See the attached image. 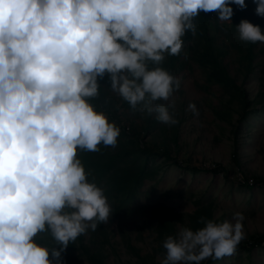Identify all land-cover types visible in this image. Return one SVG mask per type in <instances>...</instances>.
<instances>
[{
  "label": "clouds",
  "instance_id": "clouds-1",
  "mask_svg": "<svg viewBox=\"0 0 264 264\" xmlns=\"http://www.w3.org/2000/svg\"><path fill=\"white\" fill-rule=\"evenodd\" d=\"M264 17V0H253ZM245 0H0V264H60L70 241L107 223L105 189L89 180L77 150L117 145L120 128L89 102L98 79L134 113L178 123L167 101L180 79L159 65L178 56L200 12L231 22ZM244 42L264 43L259 25L242 19ZM151 62L154 67H149ZM188 109L198 115L196 106ZM232 220L200 217L197 229L167 235L159 264H201L232 256L245 239ZM49 232L57 245L35 238ZM51 255V259H50Z\"/></svg>",
  "mask_w": 264,
  "mask_h": 264
},
{
  "label": "rangeland",
  "instance_id": "rangeland-1",
  "mask_svg": "<svg viewBox=\"0 0 264 264\" xmlns=\"http://www.w3.org/2000/svg\"><path fill=\"white\" fill-rule=\"evenodd\" d=\"M205 34L212 39L210 50L208 47L200 48L199 44L195 46L196 35L183 40V48L178 56H174L171 70V74L180 79L179 89L169 100L157 101L174 112L177 124L169 126L159 122L155 114L141 116L134 113L127 102L111 90L110 80L105 76L98 79L99 96L89 99L96 110L103 111L109 121L120 128L116 147L101 144L95 155L104 157L122 147L126 154L121 161H116V165L128 168L143 165L145 171L150 169L152 172L150 175L142 173L139 181L127 191L116 195L105 191L111 207L109 220L100 222L95 231L89 229L82 240L90 242L85 243L88 252L104 255L105 264H118L127 258L137 260L134 249L143 257L153 255L158 262L163 258L165 252L152 250V246L156 248L160 243L154 238L156 231L153 226L157 217L128 213L139 205L164 204L185 215L193 212L199 204L208 202L214 219L232 220L233 213L241 212L245 217L246 236L264 233V183L254 182L249 186L241 183L249 176L264 177V106H261L264 100V52L258 50L260 42H256L249 72L241 80L247 69L237 58L239 49L236 51L235 46L246 42L238 38L237 30L231 29L229 21H220L216 17ZM211 53L219 57L228 74L235 75L236 84L244 86L245 95L249 98L251 111L239 124H235V119L241 98L231 85L212 77L213 66L203 58ZM149 67L154 65L150 62ZM189 103L195 104L198 115L188 109ZM225 112L229 120L221 117ZM144 125L139 137L140 146L145 147L143 149L132 139L130 126L140 130ZM87 156L83 150H77V157L86 172H91L89 180L94 179L98 186L105 188L109 178L107 172L93 177ZM174 158L181 162V166L173 163ZM214 163L223 168L218 171L193 169V166H213ZM183 219L184 223L173 225V234L169 231L166 234L174 235L180 226H186L189 218L183 216ZM35 240L60 250L49 232L38 234ZM73 242V248L67 247L61 252L60 264H88L89 260L77 247V239ZM201 264H264V243L249 249H237L232 256L202 261Z\"/></svg>",
  "mask_w": 264,
  "mask_h": 264
},
{
  "label": "trees",
  "instance_id": "trees-1",
  "mask_svg": "<svg viewBox=\"0 0 264 264\" xmlns=\"http://www.w3.org/2000/svg\"><path fill=\"white\" fill-rule=\"evenodd\" d=\"M245 4L247 7L245 9H239L236 5H231L233 8V16L231 17L230 27L231 29L236 30V26L239 24V22L242 19H246L249 22H251L254 25H259L262 32H264V17H260L255 14V8L256 4L253 3V0H245ZM217 13L215 12H200L197 17L194 18L193 23L196 25V33L197 36L196 40L194 41L195 46L198 44L200 45V48L205 47L210 50L213 45L210 43L211 36L209 34H205L206 29L209 28L214 20L216 19ZM254 19V20H253ZM192 38V33L190 31H186L184 37H182V40H187ZM218 46V45H217ZM254 46H256L255 43H239L236 44V51L239 49V55L237 58H239L242 62H244V65L247 69V72L242 73L241 80H243L250 69L252 57L255 55ZM258 50H263L264 52V43H259ZM221 47V46H219ZM198 50L199 48L196 47ZM206 60L209 61V63L213 66V69L211 70V75L214 79H216L218 82H226L229 85H231L233 88H235L236 93L241 98V107L240 109H237V116L235 119V124H239V122L245 117V115L251 111L249 108V98L245 95V88L244 86L239 87L238 84L235 82V75H231L227 73V70L223 67V64H221L219 57L213 53L207 54L206 56H203ZM173 60L174 56L168 55L166 53V56L164 60L159 65L160 67L166 69L171 73V70L173 69ZM150 64V62H149ZM263 71H264V64H263ZM107 79H109L108 74L105 75ZM264 81V80H263ZM261 106H264V100L261 102ZM108 111H110L107 108ZM221 117L229 120V116L227 112L221 114ZM124 125L121 124V129H123ZM145 128L144 126H141L140 130H135L130 126V133L132 136V139L136 141V143L140 146L139 137H140V131ZM141 148H145L143 145L140 146ZM165 153V150L163 148L162 150ZM85 155L88 157L87 162L91 165L92 168V176L93 177H99L103 176L105 172H107L109 178L107 179L106 187L104 188L105 191H112L114 195L116 193H121L122 191H127L128 189H131L133 187V184L138 182L141 178L142 173L148 172L150 175L152 172L150 169L144 170L143 165H138L133 168H128L121 165H116V161H121L122 156L126 154V150L122 147L117 148L116 150L112 152H108L106 156L104 157H98L97 154L95 155V152L84 151ZM90 155V156H89ZM98 158L97 161H93L94 158ZM233 159H235L233 155ZM236 162V160H234ZM173 163L177 166H181V162L177 159H173ZM220 168H223L219 163H214L213 166H207V165H197L193 166V169H202V170H210V171H218ZM253 179V182H261L264 183V177L261 175H253L251 176ZM244 178L241 180V183L243 185L249 186ZM129 214H133L135 216H142L144 214L149 215L150 217L156 216V220L154 222L153 229L156 231V236L154 238L160 240V243L156 245V248L152 246V250H156V252L161 251V253L165 252V249L162 247V242L164 238L166 237V233L169 231L170 233H174L173 231V225L177 222L184 223L183 216H188L189 220L186 221L187 227H190L192 229H197L201 227V225L198 223V220L200 217H207L209 219H214V217L211 214V208L208 202L199 204L196 209L193 212L182 214L178 211H173L172 208L164 205V204H145V205H139L137 207L132 208L128 212ZM99 223H97V226H99ZM91 230V229H90ZM92 231V230H91ZM83 235L77 237L78 248L81 250L83 254H85L86 258L89 260L88 264H105L103 262L104 255L101 254L97 256L96 252H88L86 244L90 242H82ZM74 242L70 241L69 245L67 247L73 248ZM264 243V233H256V234H249L248 236L243 239L240 244L237 246V249H249L254 245ZM136 257H138L137 260H130V258H127L125 261L118 263V264H159L158 261L154 259V256H140V254L137 252V249L133 250ZM206 262L212 261V259L205 260ZM71 264V263H68Z\"/></svg>",
  "mask_w": 264,
  "mask_h": 264
},
{
  "label": "built area",
  "instance_id": "built-area-1",
  "mask_svg": "<svg viewBox=\"0 0 264 264\" xmlns=\"http://www.w3.org/2000/svg\"><path fill=\"white\" fill-rule=\"evenodd\" d=\"M246 182L248 183V184H251V183H254L253 182V179H252V177L251 176H249V177H246Z\"/></svg>",
  "mask_w": 264,
  "mask_h": 264
}]
</instances>
